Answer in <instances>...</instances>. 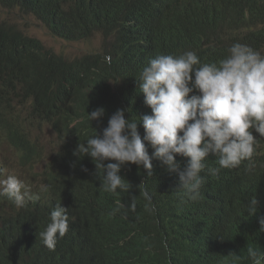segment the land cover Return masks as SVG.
<instances>
[{
  "label": "trees",
  "instance_id": "1",
  "mask_svg": "<svg viewBox=\"0 0 264 264\" xmlns=\"http://www.w3.org/2000/svg\"><path fill=\"white\" fill-rule=\"evenodd\" d=\"M185 1L0 0L3 10L18 8L45 21L55 38L82 42L99 36L102 41L97 52L67 59L0 20V136L18 156L17 166L32 174L21 180L40 197L23 208L0 197V264H250L247 246L264 251L258 223L264 216V138L254 129L259 140L254 170L247 171L245 161L211 175L208 168L218 164L210 154L196 202L184 199L178 176L157 160L152 176L142 166H122L124 189L112 193L101 187L102 174L95 175L92 159L74 154L95 131L102 134L117 109L125 110L126 120L151 115L135 88L150 59L195 51L202 63H214L237 42L264 54V0ZM101 107L104 117L91 122L88 113ZM35 123L62 140L45 167H36L38 147L28 132ZM175 158L183 169L187 158ZM252 197L258 200L253 217L247 210ZM58 204L71 206L68 215L73 214L54 252L40 244L38 231Z\"/></svg>",
  "mask_w": 264,
  "mask_h": 264
},
{
  "label": "clouds",
  "instance_id": "2",
  "mask_svg": "<svg viewBox=\"0 0 264 264\" xmlns=\"http://www.w3.org/2000/svg\"><path fill=\"white\" fill-rule=\"evenodd\" d=\"M136 81L139 82L136 92L143 94L151 115L126 120L125 110L117 109L102 134L95 131L85 143L77 145L74 153L92 159L95 175L102 174L101 187L105 191L115 193L117 189H124L125 179L120 173L125 164L142 166L152 176L153 160L178 176V189L185 200L192 202L201 198L200 190L205 183L201 174L210 154L217 158L218 164L208 168L211 175H217L221 169L235 170L245 161L247 171L254 170L253 156L259 140L251 130L264 138V54L261 51L237 42L227 49L223 59L214 63H202L195 51L161 54L147 62ZM104 115L102 107L88 113L91 122H99ZM138 124L143 126L139 128L144 131L143 137ZM37 126L52 133L45 125L36 123L31 131ZM176 156L187 158L183 169ZM16 158L14 163L18 164ZM105 161L114 162L105 164ZM7 167L0 162V197L11 200L17 208L39 200V195L23 180L4 172ZM40 190L46 192L48 186L40 185ZM144 196L150 199L147 191ZM131 208L135 209V203ZM247 210L249 215L256 216V197L248 201ZM49 221L38 233L43 245L55 250L58 239L70 227L68 209L56 205L50 211ZM258 223L259 232H264V216L258 218ZM230 255L239 259L236 254ZM247 255L250 264H264V251L247 246Z\"/></svg>",
  "mask_w": 264,
  "mask_h": 264
},
{
  "label": "rangeland",
  "instance_id": "3",
  "mask_svg": "<svg viewBox=\"0 0 264 264\" xmlns=\"http://www.w3.org/2000/svg\"><path fill=\"white\" fill-rule=\"evenodd\" d=\"M0 20L14 25L17 29L21 30L25 36L38 40L43 45L44 49L51 53L63 57L65 56L67 59H75L95 53L102 44L99 36H94L91 39L82 42H67L55 38L53 37V34H50L45 21L37 19L36 16L31 13L24 15L18 8H15V10H3L0 8ZM4 98L8 101L6 94L4 95ZM11 100L12 104H16L18 101L14 97H11ZM28 132L32 137L33 143L38 147V155L36 159L39 163L36 167H45L50 156L56 152L59 146V141L62 142V140L58 139L55 133L47 132L43 127L39 126L35 128L33 127L32 133L30 130H28ZM43 156L44 160L41 162ZM16 161V154L8 148L2 137H0V162L8 165L4 172L14 174L20 179H32L30 171L20 169L17 164H15Z\"/></svg>",
  "mask_w": 264,
  "mask_h": 264
},
{
  "label": "bare ground",
  "instance_id": "4",
  "mask_svg": "<svg viewBox=\"0 0 264 264\" xmlns=\"http://www.w3.org/2000/svg\"><path fill=\"white\" fill-rule=\"evenodd\" d=\"M184 1H185V0H184ZM188 1H189V0H188ZM188 1H187V2H188ZM190 1H191V0H190ZM190 1H189V4H190ZM195 1H196V0H195ZM195 1H193V3H194ZM198 1H199V0H198ZM195 3H197V2H195ZM200 3H201V2H200ZM200 3H198V4H200ZM179 4H180V3H179ZM185 4H186V1H185ZM186 5H187V4H186ZM22 14H23V13H22ZM239 17H240V16H239ZM241 17H242V16H241ZM240 22H241V21H240ZM238 28H240V27H238ZM241 28H242V26H241ZM243 28H244V27H243ZM245 30H246V29H245ZM252 35H253V34H252ZM252 35H251V36H252ZM242 44H243V43H242ZM253 48L258 49V47H257V48H256V47H253ZM263 52H264V51H263ZM96 54H97V53H96ZM84 56H85V55H84ZM64 57H65V56H64ZM105 61H106V60H105ZM44 90H46V89H44ZM60 96H61V95H60ZM46 98H48V97H46ZM46 98H45V100H46ZM56 98H57V97H56ZM43 100H44V98H43ZM58 100H59V99H58ZM46 102H47V101H46ZM63 103H64V102H63ZM43 104H44V102H43ZM46 104H47V103H46ZM44 105H45V104H44ZM57 105H58V104H57ZM63 105H64V104H63ZM53 106H54V105H53ZM45 107H46V106H45ZM45 107H44V108H45ZM51 107H52V106H51ZM51 107H50V108H51ZM44 108H43V109H44ZM48 108H49V107H48ZM53 108H54V107H53ZM55 108H57V107H55ZM58 108H59V107H58ZM51 109H52V108H51ZM59 109H60V108H59ZM56 110H58V109H55V112H53L54 109H53V111L50 110V112H51L52 114H54V113L57 112ZM2 111H3V113L5 112L4 110H2ZM46 111H48V110L46 109ZM50 112H49V113H50ZM1 113H2V112H1ZM47 113H48V112H47ZM61 113H62V112H61ZM10 114H12V113H10ZM59 114H60V113H59ZM2 115H3V114H2ZM54 115H55V114H54ZM54 115H52V116H54ZM56 115H58V114H56ZM10 116H12V115H10ZM60 116H61V114H60ZM60 116H59V117H60ZM2 117H3V116H2ZM39 137H40V136H39ZM58 139H59V137H58ZM41 140H42V139H41ZM50 140H51V139H50ZM47 141H48V139H47ZM47 141H46V143H47ZM42 142H43V141H42ZM46 145H47V144H46ZM72 190H73V189H72ZM72 190H71V191H72ZM74 191H75V190H74ZM76 192H77V191H76ZM78 192H79V191H78ZM65 193H66V192H65ZM67 194H68V193H67ZM77 194H79V193H77ZM72 195H73V193H72ZM75 196H76V197H79V196H77V195H75ZM66 198H67V197H66ZM68 198H69V197H68ZM68 198H67V201H68ZM75 199H76V198H75ZM69 200H71V198H69ZM80 200H81V199H80ZM65 201H66V200H64V203H65ZM77 201H78V200H77ZM62 202H63V201H62ZM62 202H61V203H62ZM72 202H73V201H72ZM72 202H71V203H72ZM74 202H75V201H74ZM67 203H68V202H67ZM65 204H66V203H65ZM72 204H73V203H72ZM72 204H71V205H72ZM62 205H63V204H62ZM66 205L68 206V205H70V204H66ZM74 206H76V205H74ZM63 207H64V206H63ZM65 208H66V207H65ZM67 208L70 209L71 206H70V207H67ZM69 209H68V210H69ZM71 209H73V208H71ZM72 211H73V210H72ZM90 211H91V210L89 209V212H90ZM74 212H76V211L74 210ZM77 212H78V210H77ZM77 212H76V213H77ZM81 212H82V211H81ZM76 213H75V214H76ZM68 214H69V213H68ZM72 214H73V213H72ZM72 214H70V215L72 216ZM70 215H69V216H70ZM76 215H77V214H76ZM76 215H75V216H76ZM79 215H80V214H79ZM71 216H70V218H71ZM73 216H74V215H73ZM80 216H81V215H80ZM76 218H78V215H77ZM76 218H75V220H76ZM71 219H72V218H71ZM71 219H70V220H71ZM79 219H80V218H79ZM84 219H86V218H84ZM80 220H83V219H80ZM80 220H79V221H80ZM77 221H78V220H77ZM88 221H89V220H88ZM71 222H72V221H71ZM73 223H74V222H73ZM80 223H81V222H80ZM83 223H84V221H83ZM71 224H72V223H71ZM77 225H78V222H77ZM129 225H130V224H129ZM81 226H82V225H81ZM70 228H71V227H70ZM129 228H130V227H129ZM76 229H77V228H76ZM76 229H73V231H75ZM80 230H81V229H80ZM70 231H72V230H70ZM78 231H79V230H78ZM79 232H81V231H79ZM82 232H83V231H82ZM73 233H74V232H73ZM76 233H78V232H76ZM76 233H75V235H76ZM72 235H73V234H72ZM72 235H70V236H72ZM118 235H119V234H118ZM64 237H65V236H64ZM39 240H40V239H39ZM40 241H41V240H40ZM40 244L43 245L42 243H40ZM58 244H59V243L57 242V245H58ZM59 245H61V244H59ZM43 246H44V245H43ZM62 247H63V246H62ZM55 248H56V247H55ZM57 248H58V246H57ZM57 248H56V249H57ZM42 249H43V248H42ZM59 249H60V247H59ZM130 249H131V248H130ZM130 249H129V252L132 254V252L130 251ZM47 250H48V249H47ZM44 251H45V250H44ZM134 251H135V250H134ZM54 252H55V250H54ZM138 252H139V251H138ZM138 252H137V253H138ZM50 253H51V252H50ZM50 253H49V256H50ZM57 253H58V252H57ZM133 253L135 254V252H133ZM41 254H42V253H41ZM45 254H46V252H45ZM45 254H44V256H46ZM55 254H56V253H54V255H55ZM57 255H58V254H57ZM38 256H39V255H38ZM44 256H42V257L44 258ZM51 256H52V255H51ZM128 256H130V255H128ZM36 258H37V257H36ZM45 258H46V257H45ZM51 258H52V257H51ZM139 259H140V258H139ZM35 260H36V259H35ZM35 260H34V261H35ZM129 260H130V259H129ZM137 260H138V259H137ZM142 260H143V259H142ZM34 261H33V262H34ZM38 261H39V259H38ZM137 263H138V262H137Z\"/></svg>",
  "mask_w": 264,
  "mask_h": 264
}]
</instances>
